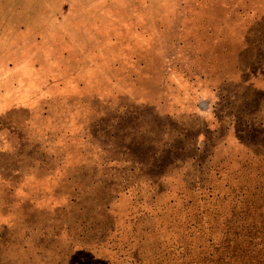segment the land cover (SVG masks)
<instances>
[{"label": "rangeland", "instance_id": "rangeland-1", "mask_svg": "<svg viewBox=\"0 0 264 264\" xmlns=\"http://www.w3.org/2000/svg\"><path fill=\"white\" fill-rule=\"evenodd\" d=\"M204 80L210 129L188 99ZM249 86L264 0H0V264H133L115 232L150 237L195 183L230 185L239 130L264 144Z\"/></svg>", "mask_w": 264, "mask_h": 264}, {"label": "trees", "instance_id": "trees-1", "mask_svg": "<svg viewBox=\"0 0 264 264\" xmlns=\"http://www.w3.org/2000/svg\"><path fill=\"white\" fill-rule=\"evenodd\" d=\"M243 85L238 89L243 91ZM249 87L256 99L258 93L264 95L263 90ZM261 121L253 118L255 124L264 126ZM240 132L234 137L240 149L227 163L234 177L230 185L229 181L224 185L215 182L206 188L207 193H200L208 183H195L189 190L195 196L188 197L185 204L167 205L169 211L178 212L168 214V209L161 206V213L155 215L159 226L150 237L137 240L131 231L117 236L114 233L113 238L121 242L125 239L129 247H135L133 264H264V144L255 150ZM113 238L110 242L106 239V245L115 250ZM137 241H146L148 248Z\"/></svg>", "mask_w": 264, "mask_h": 264}, {"label": "crops", "instance_id": "crops-1", "mask_svg": "<svg viewBox=\"0 0 264 264\" xmlns=\"http://www.w3.org/2000/svg\"><path fill=\"white\" fill-rule=\"evenodd\" d=\"M225 33H227V29L225 31ZM227 41V38L225 39ZM227 83V80H225ZM231 84L234 83V81H232V79L230 80ZM197 89H195V91L193 92V96L190 97V94L188 95V99L192 98V104L194 105V112L197 115H201L205 118V123L206 126H208L207 128H209V125H207L208 120H215L217 122L218 118H217V113L215 112V105H213V101H215L217 98L214 97L215 93H217V86L212 85L209 81L204 80L203 83L199 84L198 86H196ZM189 88H191L189 86ZM264 91V89H261ZM163 110H166V104H164L162 106ZM167 118L171 117V114L168 113V115H164ZM222 121V120H220ZM210 129V128H209ZM227 133L230 132V130H232L231 126H227Z\"/></svg>", "mask_w": 264, "mask_h": 264}]
</instances>
